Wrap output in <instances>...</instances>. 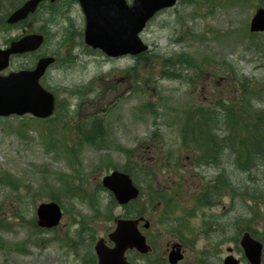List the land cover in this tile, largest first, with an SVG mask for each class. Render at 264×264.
I'll return each instance as SVG.
<instances>
[{
	"label": "rangeland",
	"instance_id": "374dc122",
	"mask_svg": "<svg viewBox=\"0 0 264 264\" xmlns=\"http://www.w3.org/2000/svg\"><path fill=\"white\" fill-rule=\"evenodd\" d=\"M14 1L1 2V16ZM181 1L143 31L148 56L114 60L90 51L81 32L83 14L73 0L54 7L46 3L29 25H0V46L28 31L48 35L36 56L57 58L43 84L61 106L57 120L43 124L30 116L0 117V174L18 186L0 184L5 223L0 227V264H95L94 244L108 238L115 219L142 210L152 223L145 233L154 252L150 258L130 252L133 264H169L166 244L172 241L190 246L179 264H223L229 254L249 264L240 245L243 233L264 243V161L243 171L235 150L219 145L211 151L212 163L198 162L195 168L189 158L194 153L183 148L180 134L188 112L201 110L209 128L223 135V122L215 125L229 120V113L219 103L233 106L245 89L253 90L246 97L248 113L264 110V33H248L264 0ZM182 54L197 58L201 70L187 64ZM35 61L34 55L18 57L9 71L29 68ZM229 65L238 77H232ZM94 121L102 123L104 136L87 143L76 126L92 130ZM45 131L80 148L78 155L70 159L60 147L59 153L47 149L41 140ZM114 170L131 172L141 189L133 212L112 204L102 185ZM223 172L224 184L214 192ZM54 192L64 216L56 230L41 232L30 220L41 203L56 199ZM203 195L211 202L194 208ZM75 220H82L79 235Z\"/></svg>",
	"mask_w": 264,
	"mask_h": 264
},
{
	"label": "water",
	"instance_id": "95a60500",
	"mask_svg": "<svg viewBox=\"0 0 264 264\" xmlns=\"http://www.w3.org/2000/svg\"><path fill=\"white\" fill-rule=\"evenodd\" d=\"M43 0H28L17 9L8 22L17 23L34 12ZM55 1V0H51ZM177 0H134L129 5L126 0H80L87 18L86 41L95 48L103 49L111 56L127 53L139 54L147 49L139 37L148 20L164 8L172 7ZM252 32H264V8L257 10L251 23ZM41 35H28L13 41L7 50L0 49V72L10 64V56L36 50L42 43ZM53 57L41 58L33 70L12 72L8 76L0 74V116L31 113L46 118L55 110V97L41 84L40 78L46 68L54 62ZM104 185L116 196L120 204H126L139 195L131 177L123 172L114 171L104 178ZM39 224L43 227L58 225L62 217L60 207L56 203H43L38 208ZM139 219H119L117 227L109 235L116 244L108 247L101 239L96 244L100 264H129L125 258L128 249H137L148 253L150 246L146 237L138 229ZM150 226L149 222L145 227ZM245 254L252 264H261L263 244L249 233L241 240ZM174 246L169 254V261L176 264L183 258L180 247ZM225 264H239L233 257H228Z\"/></svg>",
	"mask_w": 264,
	"mask_h": 264
},
{
	"label": "trees",
	"instance_id": "16d2710c",
	"mask_svg": "<svg viewBox=\"0 0 264 264\" xmlns=\"http://www.w3.org/2000/svg\"><path fill=\"white\" fill-rule=\"evenodd\" d=\"M21 1L22 0H18V1L16 0L10 3V6L15 7L16 5L21 3ZM194 1L196 0H183L184 3L185 2L191 3ZM181 56L183 57V59L186 61L187 64L194 63L193 65H195L196 68L201 70L202 64L196 65V63L198 62L197 58L194 59V56H189L187 54H182ZM156 57L159 58V56ZM228 68L230 69V73L232 77L233 76L238 77V73L234 70L232 65H229ZM244 79L245 81H248L247 78ZM241 83L243 84L242 86L244 88L245 83L243 82ZM250 91L253 90L251 89L248 91L244 90V92L241 94L242 98L239 99V102H235L233 106L228 105L225 102L220 103V106L222 107L223 111H227L226 113H229V120H226L227 121L226 126H230V128L225 131V135L222 137V140L215 139L213 141L214 144H211L212 146L215 147V149H218L220 145L223 147V150L225 149L235 150V152L237 153L236 154L237 164L239 168L243 171H251L252 169H254L255 166H257L260 160L264 161V110H254L252 113H248L246 107V97L248 95L247 93H249ZM248 104L249 103L247 102V105ZM60 110H61V106L59 104V108L56 116L45 120L38 118H34L32 120H35L36 122L42 124L47 121L57 120L56 118H58L60 114ZM231 110H233L234 112H232ZM191 111L192 112H188L189 116H186L184 118V122L182 123V127L180 129L181 138L183 141V147L191 146V147H197L199 149L200 148L203 149V146H205L209 142V140L205 138L203 133H205V130H210V129L209 126L207 125L208 123L206 118L201 114V110L198 111L191 110ZM55 123L56 122H54L53 124ZM64 123L68 124L66 119L64 120ZM79 124L80 123L77 124L76 128L78 131H80V134L82 135V138H84V141L87 143L89 141L90 142L93 141L95 138H93V134L90 132V130H86V127H80ZM99 125H101V123ZM22 126H20L19 129L21 131H24L23 128L25 125ZM27 133H29V131H27L25 134ZM99 133L100 134L98 136L100 137L104 136L101 130H99ZM53 134L54 132H48V131L42 132L41 140L47 149H55L53 151L59 153V151H56V148L60 147L62 153L70 159L73 156L78 155L80 148L76 146H66L64 141H61L62 139H58L57 137H54ZM229 141H231V145L230 144L226 145ZM205 150H206V155H209V150L207 149V147L206 149L203 150V152ZM254 160L258 162L255 163ZM222 176L224 178L225 173L222 174ZM0 184H8L10 186H14L16 189L18 188L15 180L5 173L0 174ZM51 196L57 197L55 192L54 194H51ZM3 225H5L4 219L0 216V227H2Z\"/></svg>",
	"mask_w": 264,
	"mask_h": 264
},
{
	"label": "flooded vegetation",
	"instance_id": "af4514ba",
	"mask_svg": "<svg viewBox=\"0 0 264 264\" xmlns=\"http://www.w3.org/2000/svg\"><path fill=\"white\" fill-rule=\"evenodd\" d=\"M49 5V4H48ZM53 5L54 6H56V3H53ZM44 9V5H42L41 6V8H40V11H42ZM141 224V223H140ZM175 243V241H172V242H168L167 244H166V251L168 252L171 248H172V246H173V244ZM183 250L186 252V246H185V244L183 243Z\"/></svg>",
	"mask_w": 264,
	"mask_h": 264
},
{
	"label": "bare ground",
	"instance_id": "6f19581e",
	"mask_svg": "<svg viewBox=\"0 0 264 264\" xmlns=\"http://www.w3.org/2000/svg\"><path fill=\"white\" fill-rule=\"evenodd\" d=\"M229 144L231 145V141H229L226 145H229ZM257 162H258V161H255V163H257Z\"/></svg>",
	"mask_w": 264,
	"mask_h": 264
}]
</instances>
